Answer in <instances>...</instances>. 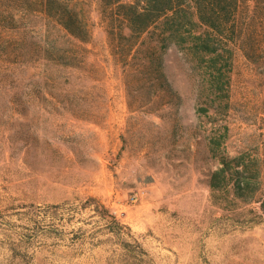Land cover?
I'll list each match as a JSON object with an SVG mask.
<instances>
[{
    "label": "rangeland",
    "instance_id": "1",
    "mask_svg": "<svg viewBox=\"0 0 264 264\" xmlns=\"http://www.w3.org/2000/svg\"><path fill=\"white\" fill-rule=\"evenodd\" d=\"M35 1L0 0V264H264V0L250 57L220 42L213 70L155 31L113 55L102 0H70L90 43ZM242 152L254 202L209 186Z\"/></svg>",
    "mask_w": 264,
    "mask_h": 264
},
{
    "label": "trees",
    "instance_id": "2",
    "mask_svg": "<svg viewBox=\"0 0 264 264\" xmlns=\"http://www.w3.org/2000/svg\"><path fill=\"white\" fill-rule=\"evenodd\" d=\"M36 2L35 0H31ZM250 1V0H249ZM255 9L250 10V2ZM102 0L103 19L113 55L128 60L142 37L151 31L163 50L188 44L193 55L201 57L207 69H216L217 45L220 42L238 45L245 56L250 55L254 39V20L262 0ZM42 12L59 24L72 38L82 43L92 41L87 10L70 0H40ZM233 54V50H230ZM250 57V56H249ZM146 69L143 64L141 71ZM220 166L211 173L212 190L232 187L234 195L244 202H254L260 190L262 166L257 158L242 152L220 156ZM262 208L264 209V200ZM94 206L101 217L109 210L88 198L85 207ZM115 221L116 217L110 215Z\"/></svg>",
    "mask_w": 264,
    "mask_h": 264
}]
</instances>
